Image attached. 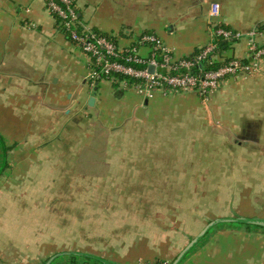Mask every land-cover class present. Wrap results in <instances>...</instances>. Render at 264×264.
Instances as JSON below:
<instances>
[{
  "label": "crops",
  "instance_id": "0c3cea01",
  "mask_svg": "<svg viewBox=\"0 0 264 264\" xmlns=\"http://www.w3.org/2000/svg\"><path fill=\"white\" fill-rule=\"evenodd\" d=\"M72 1L80 24L87 29L122 47L141 35H155L175 59L193 56L213 43L214 23L234 32L254 28L264 32V0ZM213 5L219 8L217 18L210 15ZM141 54L147 56L148 51L142 49ZM225 60L250 64L247 40L225 44L216 61ZM260 65L254 74L228 76L211 95L209 110L194 93L157 95L147 101L108 81L92 85L88 58L49 13L46 0H0V136L12 147L6 157L8 167L0 176V264H43L67 252L65 244L110 264L171 263L206 226L204 220H128L108 234L99 227L101 235L95 234V241L80 229L84 245L70 237L57 244L47 231L39 230L40 224L49 222L20 219L24 208L37 206L30 203L45 188L51 189V197L46 195L45 200L48 209L64 204L73 208L65 194L79 193L74 179L96 176L88 174L95 169L101 176L107 171L105 176L133 178L122 187L130 194L140 193L138 206L145 204L147 210L166 207L167 199L176 197L182 206L189 179L188 192H193L192 187L199 191L201 177L206 193H213V186L204 180L210 168L231 163L228 150L233 148L241 156L250 148L255 154L264 144V58ZM90 98H94L92 106ZM221 99L226 104L220 105ZM220 109L223 116L235 112V120L245 113L263 115L243 121L240 134H248L250 141L234 135L230 147L225 134H216L214 128H231V123H216L217 127L209 120ZM87 151L90 155H85ZM90 159L95 162L86 161ZM227 170L230 173L231 168ZM237 170L248 176L244 165ZM113 192L120 198L125 193L118 185ZM102 193L99 190L98 197ZM154 193L160 197L151 201L149 195ZM174 200L170 209L178 206ZM105 202L110 206L108 198ZM194 203L198 204L197 197ZM251 216L264 219V214ZM49 221L55 227L54 220ZM73 221L87 222L59 220L58 226L70 229ZM103 222L114 225L112 220ZM186 224L195 226V231H183ZM181 264H264V232L219 229Z\"/></svg>",
  "mask_w": 264,
  "mask_h": 264
},
{
  "label": "rangeland",
  "instance_id": "374dc122",
  "mask_svg": "<svg viewBox=\"0 0 264 264\" xmlns=\"http://www.w3.org/2000/svg\"><path fill=\"white\" fill-rule=\"evenodd\" d=\"M220 87V86H219ZM218 87V88H219ZM183 102V100H181ZM181 101L179 103H181ZM184 104H189L187 100L183 102ZM226 104V102L222 101L221 104ZM204 110L210 109V101L207 103H203ZM223 104V105H224ZM235 104V103H234ZM180 105V104H179ZM207 107V108H206ZM235 112L230 113L229 115L222 114V111H220L215 114L217 118H214V116H211L209 119L210 121H213L215 125L216 123H231L230 130H221L218 128H214V131L216 134H225L226 140L229 141L227 143L230 147H234V135L237 136V138L240 140H243V136L247 140L250 141L248 134H245V132L240 134V130H242V126L244 125L243 121L246 118H254V119H261L263 115L261 114H255L254 112L251 113H245L244 117H238L237 120H235L234 116H232ZM191 126V125H190ZM189 126V129H190ZM219 127V126H217ZM106 130V129H105ZM225 131V132H224ZM240 134V136H239ZM106 137H103L105 139ZM240 140V141H241ZM246 153H242V155H238L234 152V149L228 150V159H232L230 161L231 163L223 167L222 165H219L218 168H214L213 170L210 168V176L207 177V180H204V182L207 184L209 181V184L213 186L214 192L213 193H206L205 187H203L202 182L198 180L199 184V191L196 193L194 190V187H192L193 192L189 191V186L191 184L190 179L186 182V189L183 194V197H187L185 199L186 203H184V200L182 201V206L179 205V198L176 197V203L177 207L175 209H170L173 200L167 199L166 207H163L161 209H154L147 210L145 207V204H143V208H140L138 205L139 196H141L140 193H128L125 188L122 187L126 184H128V181L134 180L133 178H122L118 176H105L108 174L107 171H102L105 175L101 176V174H98V171L94 170H88V174H95L96 176H80L77 179H74V184L77 187H80L81 190L79 193L76 192H69L68 194H65V197L67 200L71 202V205L74 206L73 208H67V206L64 204L61 207H58L57 209L51 208L48 209L46 207V195L48 197H51V189H47L45 193L39 192L35 195V199H32L33 201L30 204H36L38 206H32L30 208H24L23 210V219L20 220H38V223H42V221L46 220L49 222L48 226H44L40 224L39 230L41 231H47L44 232L48 236H52L56 243H60L61 240H67L70 237V241H73L75 244L81 243L86 245L84 243V240H80V229L86 230L89 234V239L92 238L91 241L94 240L95 234H100L101 231L99 227H102L103 230L106 232V234L110 233V230L114 227H119L121 224L126 223L128 220H151L152 217L154 219L152 220H204L205 225L211 222L212 220L218 219V218H226V217H252L251 215H263L264 214V144L259 146V150H257V153L252 154L251 151H254L250 148L246 149ZM10 150L9 152H11ZM241 152H244L241 150ZM240 154V153H239ZM85 155H90V152L87 151ZM232 157V158H231ZM85 158V157H84ZM85 160V159H84ZM88 163H92L94 159L86 160ZM219 163L222 161L219 159ZM95 162V161H94ZM229 162V161H227ZM218 163V164H219ZM226 163V161H225ZM244 165L245 167V174L247 173L248 176H244L243 171H238L237 166ZM212 166V165H211ZM227 169L230 167V173H228ZM101 171V169H98ZM240 172V173H239ZM139 178L137 180V185L139 184ZM131 182V181H130ZM194 184V179H193ZM116 185L120 187V190H124L125 193L122 194V198L118 197V195L113 192ZM101 188V189H99ZM122 188V189H121ZM230 189V190H223V189ZM103 190L105 193L101 194V198L98 197V191ZM187 190V191H186ZM212 190V187H211ZM241 190V191H240ZM26 189L24 190V192ZM93 191V192H92ZM33 194V193H32ZM28 197V199L32 196ZM26 194H23V201H26ZM45 196V198H44ZM151 197V201H153L156 196L160 197V194H151L149 195ZM98 197V198H97ZM195 197L198 198V204L192 203L195 200ZM108 198L110 202V206L108 203L105 202V199ZM103 199V200H102ZM174 200V201H175ZM193 200V201H192ZM231 203V204H230ZM26 204V202L24 203ZM102 204V205H101ZM118 204V205H117ZM56 204H54L55 206ZM84 205V206H83ZM65 206V207H64ZM193 206V207H192ZM197 206V208H195ZM81 207V208H80ZM230 207V208H229ZM180 211L182 212V215H180ZM156 214L157 217L155 216ZM246 215V216H244ZM160 217V218H158ZM182 217V218H180ZM256 217V216H253ZM258 218V217H256ZM55 222V227L52 226L54 224L52 221ZM59 220H87L86 224L82 222L73 221V223L70 225V229L68 228H61L58 225L61 224ZM102 220H112L114 225L112 227L106 226L105 222H102ZM35 222V221H32ZM101 224V225H100ZM64 225V222L62 223ZM170 226V225H169ZM224 224H219L211 229L210 233L206 236L207 238L214 233L215 231L219 230L218 228L225 227ZM201 227V226H200ZM183 231L185 232H192L195 231V226L186 224L185 227H183ZM69 230V231H68ZM71 235V236H70ZM83 237L81 236V239ZM108 242H105V245H108ZM203 242V241H202ZM93 243V242H91ZM96 244V242H95ZM101 244V247L102 245ZM65 250L67 252L62 253H80L85 254L82 251H77V249L80 248H72L70 245L65 244ZM48 249V248H47ZM50 249V248H49ZM172 258V257H171ZM174 258V257H173ZM59 259L58 262H63ZM57 260H55L56 262ZM57 263V262H56Z\"/></svg>",
  "mask_w": 264,
  "mask_h": 264
},
{
  "label": "built area",
  "instance_id": "2783aa9c",
  "mask_svg": "<svg viewBox=\"0 0 264 264\" xmlns=\"http://www.w3.org/2000/svg\"><path fill=\"white\" fill-rule=\"evenodd\" d=\"M46 6L70 40L88 58V79L92 85L108 81L112 86L120 85L147 101L157 95L194 93L201 102L207 103L228 76L239 72L254 74L260 71L264 58V43L261 42L264 32L258 28L240 33L214 23L213 43L202 48L193 59H175L155 35H141L129 46L122 47L112 38L87 29L80 24L72 0H46ZM210 15L212 18L219 16L218 6H211ZM240 40H247L250 64L228 61L216 70L203 72L200 68L202 62L211 64L216 61L217 43L233 44ZM142 49L148 51L147 56H142ZM149 68H153L152 72ZM127 82L131 83L130 86Z\"/></svg>",
  "mask_w": 264,
  "mask_h": 264
},
{
  "label": "trees",
  "instance_id": "16d2710c",
  "mask_svg": "<svg viewBox=\"0 0 264 264\" xmlns=\"http://www.w3.org/2000/svg\"><path fill=\"white\" fill-rule=\"evenodd\" d=\"M259 29V31H261V28H258ZM102 36H105V35H102ZM225 48V43H222V42H219V43H217L216 44V47H215V55H217V54H219V53H221V51H223V49ZM199 53V51L195 54V55H193V56H190V57H187V58H185V59H193L194 57H196L197 56V54ZM228 61L227 60H225L223 63H219V62H217V61H214V62H212L211 64H209V62H202L201 63V66H200V68H202V70H203V72H207V71H212V70H216V69H218L219 67H221L223 64H225V63H227ZM243 64H245L244 62H243ZM246 65V64H245ZM119 79H121V78H119ZM127 84L130 86V82H127ZM12 149V147H9V146H7L5 143H4V141H3V139L1 138V136H0V169H1V167H2V163H3V157H4V155L7 157V155H8V153H9V151ZM8 167V163L6 162V165H5V167H4V169H3V171H2V174H3V172L6 170V168ZM1 174V175H2ZM0 175V176H1ZM224 225H226L225 227L226 228H229V229H235V230H243V231H245V232H251V231H260V232H264V228H260V227H257V226H252V225H244V224H232V223H223ZM222 228H224V227H221V228H218V229H222ZM211 231V230H210ZM210 231L204 236V238L199 242V244L194 248V249H192L191 250V252L188 254V256L197 248V247H199L201 244H203L205 241H206V239H207V235L210 233ZM203 241V242H202ZM187 256V257H188ZM186 257V258H187ZM185 258V259H186ZM59 259H64V261L63 260H61V261H63V262H66L67 264H103V263H101V262H99V261H96V260H94V259H90V258H87V257H84V256H81V255H76V254H70V253H68V254H65L64 256H61V257H58L56 260V262L54 261L52 264H59V263H63V262H58V260ZM184 259V260H185ZM48 260V259H47ZM46 260V261H47ZM45 261V262H46ZM174 261V260H173ZM172 261V262H173ZM45 262H43V264L45 263ZM171 262V263H172ZM171 263H169V264H171Z\"/></svg>",
  "mask_w": 264,
  "mask_h": 264
},
{
  "label": "water",
  "instance_id": "95a60500",
  "mask_svg": "<svg viewBox=\"0 0 264 264\" xmlns=\"http://www.w3.org/2000/svg\"><path fill=\"white\" fill-rule=\"evenodd\" d=\"M150 72H152L153 68H149ZM94 102V98H90L88 105L92 106ZM6 165V156L3 157V163L2 167L0 169V175L2 174V171ZM223 223H232V224H244V225H252L257 226L260 228H264V219L263 218H256V217H226V218H218L215 220H212L206 226L197 234L193 239L189 241V243L184 247V249L176 256L174 261L171 264H181L184 259L188 256V254L191 252L192 249H194L199 242L204 238V236L215 226ZM68 253H58L52 257H50L44 264H52L58 257L64 256ZM70 254H76L81 255L90 259H94L96 261H99L103 264H110L108 261L91 254H80V253H70Z\"/></svg>",
  "mask_w": 264,
  "mask_h": 264
}]
</instances>
